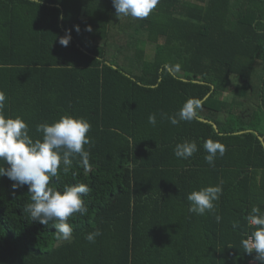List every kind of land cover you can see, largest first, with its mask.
<instances>
[{
    "label": "trees",
    "instance_id": "trees-1",
    "mask_svg": "<svg viewBox=\"0 0 264 264\" xmlns=\"http://www.w3.org/2000/svg\"><path fill=\"white\" fill-rule=\"evenodd\" d=\"M0 91L33 139L63 115L91 125L87 166L73 157L52 183L91 188L71 240L24 213L27 185L0 178V264H260L241 242L251 208L264 212V0H160L145 19H118L112 0H0ZM189 98L199 120L162 118ZM207 139L226 146L214 167ZM184 140L199 149L188 160L173 154ZM221 182L219 223L188 212L192 191Z\"/></svg>",
    "mask_w": 264,
    "mask_h": 264
},
{
    "label": "clouds",
    "instance_id": "clouds-1",
    "mask_svg": "<svg viewBox=\"0 0 264 264\" xmlns=\"http://www.w3.org/2000/svg\"><path fill=\"white\" fill-rule=\"evenodd\" d=\"M33 2L40 5L43 0ZM159 3L160 0H112L118 19H145ZM75 30L80 31L78 26ZM86 30L91 32L90 27ZM70 42V31L59 38L61 46L67 47ZM6 101V94L0 91V178L7 177L13 181V189L27 185L30 201L27 202L24 213L41 225L47 226L51 222L56 229L53 235L58 241L71 240L74 228L69 220L76 216H87L89 208L84 198L90 194L91 188L88 184L76 183L66 184L61 190L53 187L52 183L59 171L67 173L71 169L73 157L78 156L87 166L90 152L85 149V145L91 144V137L87 135L91 125L82 117L63 115L52 124L45 122L36 125L35 131L42 138L33 139L23 118L5 115ZM201 110V99L189 98L176 114L168 116L162 113L161 116L168 119L171 125L177 126L181 121L199 120ZM148 123L156 126V114L149 115ZM203 149L207 153L205 161L214 167L216 158L224 156L226 146L218 140L207 139L203 142ZM198 151L196 141L184 140L174 146L173 154L177 159L188 160ZM5 164L8 165L7 168L4 167ZM222 195V182L192 191L187 197L188 212L198 216L211 214L219 223L222 217L215 210ZM246 220L257 227L242 240V247L248 254L256 253L254 259L264 264V212L258 206H253ZM233 227L237 225L234 224ZM100 235L101 232L97 229L89 232L85 239L94 244Z\"/></svg>",
    "mask_w": 264,
    "mask_h": 264
},
{
    "label": "water",
    "instance_id": "water-1",
    "mask_svg": "<svg viewBox=\"0 0 264 264\" xmlns=\"http://www.w3.org/2000/svg\"><path fill=\"white\" fill-rule=\"evenodd\" d=\"M204 120V119H203ZM204 121H206V120H204ZM211 123V122H210ZM213 127L217 130V128H216V126L213 124ZM258 139L261 141V143H262V145H263V147H264V136H259L258 135Z\"/></svg>",
    "mask_w": 264,
    "mask_h": 264
}]
</instances>
